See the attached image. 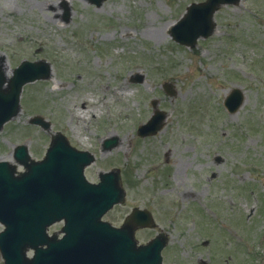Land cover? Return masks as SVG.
<instances>
[{"label":"rangeland","instance_id":"374dc122","mask_svg":"<svg viewBox=\"0 0 264 264\" xmlns=\"http://www.w3.org/2000/svg\"><path fill=\"white\" fill-rule=\"evenodd\" d=\"M199 1L0 0L7 75L23 59L52 67L51 78L23 86L19 112L0 129V160L15 163L18 144L40 159L59 131L94 155L89 180L119 169L125 200L103 218L120 225L132 207L149 209L155 227L135 236L167 235L162 264H263L264 0L220 6L214 33L179 44L170 27ZM234 87L243 99L229 113L223 101ZM152 99L164 123L141 137ZM33 115L49 129L30 124ZM112 136L117 145L103 149Z\"/></svg>","mask_w":264,"mask_h":264},{"label":"water","instance_id":"95a60500","mask_svg":"<svg viewBox=\"0 0 264 264\" xmlns=\"http://www.w3.org/2000/svg\"><path fill=\"white\" fill-rule=\"evenodd\" d=\"M99 6L102 0H88ZM239 0H204L190 3L185 13L171 28L174 40L193 47L199 37L214 32L213 13L225 4ZM67 16V14H66ZM67 18V17H66ZM0 57V129L20 110L22 86L37 79L51 77V66L44 60H22L6 77ZM141 82L142 77L134 79ZM164 90L173 94L169 83ZM242 90L235 87L224 100L229 112L242 103ZM153 107L157 101H151ZM164 113L154 108L149 120L138 127L140 136L159 130ZM31 124L49 129L50 122L39 115L30 118ZM116 143V138L105 142V147ZM14 159L24 167L17 173L16 166L0 161V253L4 264H161L160 250L165 244L162 233L146 244H137L134 233L138 227L153 225L148 210L133 208L121 226L116 227L101 219L115 203L123 202L118 169L100 172L97 184L89 183L84 167L94 157L87 151L72 147L60 132L51 135L41 160L30 157L27 146L17 145ZM64 219L61 238L48 235L46 228ZM33 249L31 257L26 252Z\"/></svg>","mask_w":264,"mask_h":264},{"label":"bare ground","instance_id":"6f19581e","mask_svg":"<svg viewBox=\"0 0 264 264\" xmlns=\"http://www.w3.org/2000/svg\"><path fill=\"white\" fill-rule=\"evenodd\" d=\"M6 71V73H7V70H5ZM121 93H122V91H121ZM81 113H82V116L84 115V113H86L85 111H81ZM9 159H11V156H9L8 157Z\"/></svg>","mask_w":264,"mask_h":264}]
</instances>
